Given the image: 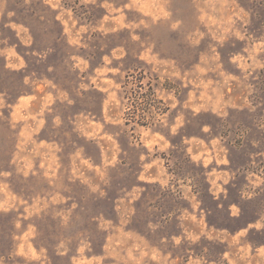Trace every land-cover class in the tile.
<instances>
[{
  "label": "rangeland",
  "instance_id": "rangeland-1",
  "mask_svg": "<svg viewBox=\"0 0 264 264\" xmlns=\"http://www.w3.org/2000/svg\"><path fill=\"white\" fill-rule=\"evenodd\" d=\"M0 264H264V0H0Z\"/></svg>",
  "mask_w": 264,
  "mask_h": 264
}]
</instances>
